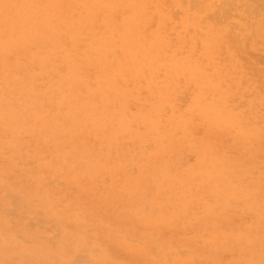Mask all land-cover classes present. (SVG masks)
Listing matches in <instances>:
<instances>
[{
    "label": "rangeland",
    "instance_id": "rangeland-1",
    "mask_svg": "<svg viewBox=\"0 0 264 264\" xmlns=\"http://www.w3.org/2000/svg\"><path fill=\"white\" fill-rule=\"evenodd\" d=\"M21 1L26 3L27 7ZM42 1L47 2L45 3ZM51 1L53 3H51ZM74 1L75 0H0V62L3 61V64L0 63V76H2L0 77V106H2L0 110L2 111L0 112L2 113V115L0 114V197L3 196V201L1 200L2 198H0L2 203V205H0V218L2 217L0 221L4 225L2 226L0 224V264H46L47 262V264H97L95 263L97 260L104 264H188V261L190 262L189 264H229L230 262V264H251L250 257L252 256V258H254L252 260L256 259L255 263L253 261V264H264V221H262V219H264V201H262L264 200V179H261L264 178V168H262L264 167V1H256L257 3L263 4H258L260 7L255 6V0H253V3L252 0H234L236 3L231 0L234 4L228 0L230 7L227 1H225L227 3H224V5L220 4L223 3L222 1L224 0H199L200 2L198 0H153V2H150L151 0H114L115 2L110 0V3L109 0ZM67 2H69L68 6L66 5ZM76 2L77 5L79 4L78 2H80L78 7ZM242 2L244 5H241ZM245 2L248 4V9L250 8L249 11L252 9H254V11L252 10L248 13L247 4ZM73 3H75V5ZM159 3L161 5H159ZM250 3H252V5H250ZM55 4H57V6ZM71 4H73L74 7H72ZM116 6H118V10ZM122 6H124V8ZM221 6L224 9L221 8ZM254 6L258 8L256 9ZM96 7L101 10H98ZM102 7L106 9L104 8L103 10ZM172 7L174 9H172ZM34 8L35 10H33ZM72 8L74 9L72 10ZM81 8L86 10L83 11L82 9L83 13L79 12ZM112 8L114 12H112ZM244 8L246 9L244 10ZM89 9H92V12ZM18 10L19 12L21 11L20 15ZM257 10H259L258 14L260 16L256 15V12H258ZM62 11L65 12L63 13ZM87 12L90 15V17L88 15L89 18L87 17ZM227 12L229 14H227ZM98 13H101L102 16L98 15ZM108 13H110V15ZM152 13L153 15H151ZM77 14L82 16L83 19ZM139 14L141 16H139ZM56 15L59 19L56 18ZM114 15H116V18ZM127 15H130V17ZM28 16L29 18H27ZM77 16L81 19H77ZM103 16L104 19L101 18ZM122 19L126 20V22H122ZM39 20L41 23H38ZM65 20L67 22H65ZM140 20L143 23H141ZM21 21H23L24 24ZM98 23L100 24L98 25ZM121 23H125L127 27L129 26L131 28H127L124 24L123 27ZM11 24L13 25L12 27ZM139 24L142 26L140 27ZM27 25L28 27L30 26V28L33 27L31 28L33 31L30 28L28 29ZM37 25L39 26L38 28ZM91 25L93 27H91ZM16 28H18V30H16ZM121 29L122 31L118 33ZM79 30H82V33ZM141 30H143V32H141ZM22 31H25L26 34ZM64 31H66L65 34ZM90 31L91 33H89ZM131 32H133L134 35ZM136 32L137 34L139 32V34L137 35ZM38 33L41 34L39 35ZM73 33H75L77 37ZM22 35H24V37ZM67 35H70V37ZM144 37H146V39H144ZM74 38L75 40H73ZM66 42L68 48L65 47ZM115 42L116 44L114 45ZM52 43L54 44L52 45ZM120 43L121 45H119ZM128 44H130L131 47H129L130 45ZM58 46L60 47L58 48ZM119 50L122 51L119 52ZM132 50H134V52H132ZM135 54L137 58L134 57ZM61 55L64 58H62ZM74 59H76V62ZM158 61H161V64ZM162 62L164 64H162ZM12 64L13 66H11ZM65 64L67 66H65ZM154 65L157 66L155 67ZM60 66L62 68L64 67L63 70L60 69ZM84 66L87 67L85 68ZM133 66H135V69ZM20 68L23 69L21 70ZM15 70H21V72ZM10 71L12 72L11 75ZM12 75L15 78L14 82L12 81ZM41 75L44 76L45 79L41 77ZM106 76L107 79L104 80ZM6 79L7 83L5 81ZM73 79H75V81ZM33 80L37 83L34 84ZM10 81H12V83H10ZM38 81L41 82L38 84ZM90 81H94L95 83H90ZM52 85H54V87ZM36 86L41 87H37V89ZM55 86L57 87L56 90ZM66 86L69 90H67ZM72 86L75 87L74 90ZM17 89L19 91H17ZM56 91L59 92L55 93ZM52 92H54V94ZM41 93L44 97H42L43 95ZM60 93L61 95H59ZM34 94L37 95L35 96ZM55 94L56 96H54ZM21 95L25 97L23 96L24 98H21ZM29 95L32 96L29 97ZM48 97H50L49 101L51 102H47ZM53 97H56L55 100ZM69 98L71 99L69 100ZM27 99L29 102H27ZM39 99L45 101L41 103ZM112 99L114 101H112ZM1 102H5L6 104ZM30 102L31 104H35L34 106L38 108H35ZM64 103L66 105H64ZM53 105H55V108ZM99 105H101V109ZM105 106H107V108ZM16 107H18V109ZM40 108L44 111H40ZM23 109H25V111ZM58 112L61 114L64 113L65 119L62 118L63 115H60ZM28 113L33 114L31 116ZM56 114L59 115L56 116ZM103 115L104 117L102 119ZM111 115H113V117ZM8 117L11 118L9 119ZM26 117H29V120H27ZM31 117L33 118L32 120L30 119ZM70 117H72L73 121H71ZM104 119L106 123H104ZM98 121H101V123ZM73 122L74 127L72 126ZM81 123L83 124L81 125ZM86 123L87 125H84ZM17 125L18 129L16 128ZM103 125L105 128L102 127ZM95 126H100L101 128L99 127V129L102 131H98L99 129L95 128ZM14 128H16L15 131ZM72 128L75 130H70ZM16 130L19 132L17 133ZM110 131L111 133H109ZM61 132H64V134ZM74 132L76 133L74 134ZM66 133L69 136H67ZM18 135L19 137H17ZM35 137L39 140L35 139ZM246 138H248L249 141L251 140L253 145H251V141L249 143ZM53 140H55V142H52ZM37 142L39 143L37 144ZM33 143L36 144L33 145ZM45 144H47V146ZM11 147L14 149L12 151L8 150L12 149ZM45 147H47V149ZM81 147H83V150ZM29 149L31 152H34L31 153ZM71 149H76V151L74 150L73 152ZM25 150H27V152ZM95 150L99 153L96 154L97 152ZM30 153L31 155L34 153V155L31 156ZM59 154L63 157L61 155L59 156ZM211 155L214 157L212 158ZM206 156L209 160L206 159ZM69 157L71 159H69ZM33 158L35 159L33 160ZM54 159L58 161L55 162ZM75 159H77V161ZM198 160L201 162V165ZM214 160L217 163L216 166H214ZM43 161L47 163L45 164ZM202 164H204V166ZM152 166H155L156 169H153ZM206 166L207 168H205ZM89 167L92 170H90ZM95 168L98 172L93 170ZM147 168H149V170H147ZM157 168H160L159 171ZM199 169L201 171H199ZM161 170L165 172V175H163ZM64 171L66 173H64ZM150 171L151 173L153 172L152 175L149 173ZM169 173L172 174L171 177L167 175ZM223 174H225L226 177ZM85 175L87 176L85 177ZM158 175L161 177V180ZM196 175L199 178H197ZM128 176L129 178L131 177V180L128 179ZM142 176L144 177V179L142 178L143 181L140 179ZM172 176L173 178L175 176L177 181H173ZM231 176L235 178L236 181H234ZM136 178L139 181L135 186V182H137L135 180ZM211 178L214 180L210 181ZM218 178H220L219 181ZM79 179L83 181L80 182ZM165 179H167L168 183ZM223 179L227 183L224 184ZM45 180H47V182ZM179 181L184 182L182 183ZM216 181L218 182V186L215 185ZM175 182L177 184H175ZM208 183L210 184L208 185ZM230 183H232L231 185L233 186H231ZM79 185H83V187ZM128 185L131 187H128ZM141 185H143V187ZM184 186L186 189L183 188ZM169 187H177V189L175 188L174 192L173 189L170 190ZM250 187H252L254 191ZM44 188L46 193L43 191ZM150 188H152L153 191ZM207 188L209 189L207 190ZM256 188L258 190L260 189V192L256 190ZM184 189L188 190V193ZM219 190H221V192H219ZM143 191L146 194L143 193ZM167 192L169 193L167 194ZM184 192L188 196L184 195ZM12 193L14 194V202L10 197L13 195ZM41 193L44 194L42 195ZM211 193L213 194L211 195ZM219 193L221 196H218ZM56 194L58 197H55ZM58 194L64 196H60V200L62 201L59 200ZM158 194L160 196L165 194L167 197L164 195L165 198H162L159 197ZM253 194H255L254 197ZM178 195L183 198L180 199ZM141 197L144 198L141 200ZM221 197L222 200L224 199V202L219 200ZM228 197H230V199H227ZM64 198H66L67 201L63 200ZM167 198H169V200L171 199L172 203L171 201L169 202ZM248 198L251 199L249 200ZM149 200L152 201L149 202ZM155 200L156 202H154ZM175 200L176 202L174 203L173 201ZM181 200H183L184 205ZM188 200L191 203L187 204ZM252 200H255L254 202L257 205L252 203ZM242 201H244V203ZM165 202L166 204H164ZM200 202H206V204H200ZM134 203L135 205H132ZM168 203L170 206H168ZM227 203L229 205H227ZM64 204H66V206ZM136 204H138V206H136ZM176 204L177 207H175ZM215 204L218 206L216 205L213 207ZM154 205H156L155 209ZM133 208H135V210H133ZM166 208L169 212L171 210L173 212L171 211L169 213ZM96 209L98 211H96ZM252 209L255 211L254 214L256 216L253 214ZM178 210H180V212ZM210 210H212L213 213ZM141 211L145 212L143 213ZM175 213L177 215H175ZM1 214H4V216ZM154 214H156V216H154ZM160 214H164L165 218ZM168 215L171 217L170 219L167 217ZM171 215L175 217L173 218ZM63 218H65L64 221H62ZM123 218L124 220H122ZM154 218L156 220H154ZM255 218L257 221L253 220ZM166 220L168 222H166ZM258 220L261 223H259ZM112 222L113 224H111ZM255 222L257 224H255ZM64 224L69 225L70 228ZM153 226L154 230L150 228ZM147 227H149L150 230ZM4 228L5 230L3 231L2 229ZM257 228L258 230H255ZM109 231L111 232L109 233ZM235 231L237 232L236 234L239 233V237L235 235ZM135 232L138 236H136ZM215 232L216 234L218 232L220 236H215ZM230 232L234 236H232ZM130 233H132V236ZM157 237H159L158 240L156 239ZM50 238L52 241L49 240ZM52 238L55 241H53ZM215 238H218V241H216ZM69 241L72 242L70 243ZM159 241L163 242L166 246ZM49 242H51V245ZM137 242L141 243L142 246ZM242 242L245 244L244 246H242ZM52 244H54L53 247ZM226 244H228V246H226ZM46 245L47 247H45ZM69 245L72 247L71 250L67 247ZM6 246L9 250L7 248L5 250L4 247ZM139 246L140 248H138ZM224 246L228 248L226 249ZM152 247L156 249L153 250ZM97 248L98 250H96ZM161 248L162 250H160ZM68 249L70 251L66 253ZM73 250L75 251L73 252ZM86 250L87 252L84 254ZM256 251H258V254ZM260 251H263V253ZM79 252L83 254L80 255ZM162 252L165 256H163ZM166 252L172 254L169 256ZM77 254L80 255V257H78ZM84 256H87L86 259L83 258L81 261H76L75 259H81ZM42 259L44 262L40 263L39 261ZM74 259L75 261H73ZM34 260H36V262ZM108 260L112 262L106 263ZM184 260L187 261L184 262ZM99 261L98 264H100Z\"/></svg>",
    "mask_w": 264,
    "mask_h": 264
},
{
    "label": "bare ground",
    "instance_id": "bare-ground-1",
    "mask_svg": "<svg viewBox=\"0 0 264 264\" xmlns=\"http://www.w3.org/2000/svg\"><path fill=\"white\" fill-rule=\"evenodd\" d=\"M31 1H32V0H31ZM48 1H49V0H48ZM61 1H63V0H61ZM65 1H66V0H65ZM75 1H77V0H75ZM75 1H74V2H75ZM81 1H82V0H81ZM81 1H80V2H81ZM107 1H108V0H107ZM113 1H114V0H113ZM198 1H199V0H198ZM225 1L228 2V0H224V1H222L223 3H220V4H223V5H224V3L226 4L227 2H225ZM229 1L233 3L234 0H233V1L229 0ZM240 1H241V0H240ZM250 1H251V0H250ZM256 1H258V0H255V2H256ZM263 1H264V0H263ZM21 2L24 3L23 1H21ZM25 2H26V1H25ZM37 2H38V1H37ZM42 2H45V1H42ZM42 2H41V3H42ZM46 2H47V1H46ZM46 2H45V3H46ZM80 2H78V3H79L78 5H77V2H76L77 7L80 5ZM82 2H83V1H82ZM82 2H81V6L83 7ZM103 2H106V1H103ZM114 2H115V1H114ZM118 2H119V1H118ZM150 2H153V0H151ZM163 2H164V1H163ZM185 2H186V1H185ZM185 2H184V3H185ZM199 2H200V1H199ZM203 2H204V1H203ZM234 2L236 3V1H234ZM246 2H247V1H246ZM246 2H245V3H246ZM260 2H261V1H260ZM34 3H36V2H34ZM51 3H53V2L51 1ZM55 3H56V1H55ZM64 3H65V2H64ZM68 3H69V2L66 3L67 6H68ZM101 3H102V2H101ZM101 3H100V4H101ZM109 3H110V0H109ZM228 3H229V2H228ZM239 3H240V2H239ZM252 3H253V0H252ZM252 3H250V5H252ZM36 4H37V3H36ZM48 4H49V3H48ZM73 4L75 5V3H73ZM73 4H71L72 7H74ZM111 4H112V2H111ZM115 4H116V3H115ZM233 4H234V3H233ZM246 4H247V3H246ZM256 4H257V5H256ZM256 4H255V6H258V4H261V3H257V2H256ZM263 4H264V2H263ZM263 4H261V5H263ZM15 5H16V4H15ZM22 5H23V4H22ZM22 5H21V8H22ZM24 5L26 6V3H24ZM24 5H23V7H24ZM53 5H54V4H53ZM55 5L57 6V4H55ZM60 5H61V4H60ZM66 5H64V6H66ZM151 5H152V3H151ZM151 5H150V6H151ZM159 5H161V4L159 3ZM193 5H194V4H193ZM223 5H222V6H223ZM241 5H244L243 2H242ZM18 6H19V4H18ZM32 6H33V5H32ZM36 6H37V5H36ZM36 6H35V7H36ZM43 6H44V4H43ZM98 6H99V5H98ZM98 6H97V7H98ZM100 6H101V5H100ZM114 6H115V5H114ZM178 6H179V4H178ZM222 6H221V8H223ZM228 6L230 7V3H229ZM255 6H254V7H255ZM26 7H27V6H26ZM29 7L32 8L31 6H29ZM29 7H28V8H29ZM50 7H51V6H50ZM70 7H71V6H70ZM90 7H91V6H90ZM97 7H96V8H97ZM111 7H112V6H111ZM117 7H118V6H116V8H117ZM122 7L124 8V6H122ZM146 7H147V6H146ZM187 7H188V6H187ZM246 7H247V9H248V4L246 5ZM254 7H253V8H254ZM258 7H260V6H258ZM258 7H255V8L257 9ZM18 8H19V7H18ZM18 8H16V9H18ZM38 8H39V7H38ZM40 8H41V7H40ZM44 8H45V7H44ZM55 8H56V7H55ZM64 8H65V7H64ZM66 8H67V7H66ZM102 8H103V10H104L105 7H102ZM241 8H242V7H241ZM251 8H252V7H251ZM263 8H264V7H263ZM16 9H15V10H16ZM36 9H37V8H36ZM41 9H42V8H41ZM48 9H50V8H48ZM60 9H61V8H60ZM73 9H74V8H72V10H73ZM82 9H83V11L86 10V9H84V8H81V10H80L79 12H82ZM87 9H88V8H87ZM97 9H98V10H101V9H99V8H97ZM105 9H106V8H105ZM128 9H129V7H128ZM161 9H162V8H161ZM172 9H174V8L172 7ZM223 9H224V8H223ZM225 9H226V8H225ZM232 9H233V8H232ZM245 9H246V8H244V10H245ZM249 9H250V8H249ZM249 9H248V13L251 12L252 10L254 11V9H252L251 11H249ZM15 10H14V11H15ZM33 10H35V8H34ZM37 10H38V9H37ZM51 10H52V9H51ZM54 10H55V9H54ZM54 10H53V11H54ZM66 10H67V9H66ZM72 10H71V11H72ZM89 10H91V12H92V9H89ZM95 10H96V9H95ZM109 10H110V9H109ZM112 10H113L112 12H114V9H113V8H112ZM117 10H118V8H117ZM142 10H143V9H142ZM148 10H150V9H148ZM157 10H158V9H157ZM187 10H188V9H187ZM198 10H199V9H198ZM28 11H29V9H28ZM172 11H173V10H172ZM200 11H201V10H200ZM225 11H226V10H225ZM229 11H230V10H229ZM257 11H258V12H256V13H257L256 15H259V14H258V13H259V10H257ZM18 12H19V10H18ZM20 12H21V11H20ZM20 12H19V15L21 14ZM49 12H50V11H49ZM62 12H63V11H62ZM64 12H65V11H64ZM64 12H63V13H64ZM75 12H76V11H75ZM88 12H89V11H88ZM88 12L86 13V14H87V17H88V15H89ZM100 12H101V11H100ZM121 12H122V11H121ZM223 12H224V11H223ZM29 13H30V12H29ZM29 13H28V14H29ZM43 13H44V12H43ZM69 13H70V12H69ZM77 13H78V11H77ZM82 13H83V12H82ZM96 13H97V12H96ZM110 13H111V12H110ZM110 13H108V14L110 15ZM115 13H116V11H115ZM246 13H247V12H246ZM22 14H23V13H22ZM32 14H33V13H32ZM37 14H39V13H37ZM75 14H76V13H75ZM92 14H93V13H92ZM92 14H91V15H92ZM105 14H106V13H105ZM165 14H166V13H165ZM227 14H229V13L227 12ZM263 14H264V12H263ZM26 15H27V14H26ZM47 15H48V14H47ZM51 15H52V13H51ZM51 15H50V16H51ZM57 15H58V14H57ZM57 15H56V16H57ZM59 15H60V13H59ZM77 15L83 19L82 16H80L79 14H77ZM98 15H101V16H102L101 13H100V14L98 13ZM109 15H108V16H109ZM151 15H153V13H152ZM33 16H34V15H33ZM36 16H37V15H36ZM38 16H40V15H38ZM72 16H73V15H72ZM78 16H77V19H79ZM106 16H107V15H106ZM114 16H115V18H116V15H114ZM127 16L130 17V15H127ZM139 16H141V15L139 14ZM148 16H149V15H148ZM155 16H156V15H155ZM259 16H260V15H259ZM21 17H22V16H21ZM34 17H35V16H34ZM66 17H67V16H66ZM89 17H90V15H89ZM89 17H88V18H89ZM112 17H113V16H112ZM221 17H222V16H221ZM228 17H230V16H228ZM228 17H227V18H228ZM261 17H262V16H261ZM17 18H18V17H17ZM17 18H16V20H17ZM19 18H20V17H19ZM27 18H29V16H28ZM40 18H41V17H40ZM40 18H39V19H40ZM56 18H58V16H57ZM56 18H55V19H56ZM81 18H80V19H81ZM99 18H100V16H99ZM101 18L104 19V16L101 17ZM151 18H152V16H151ZM209 18H210V17H209ZM41 19H42V18H41ZM47 19H48V18H47ZM58 19H59V18H58ZM80 19H79V20H80ZM105 19H106V18H105ZM120 19H121V18H120ZM125 19H126V18H125ZM130 19H131V18H130ZM137 19H138V18H137ZM22 20H23V19H22ZM28 20H29V19H28ZM32 20H33V19H32ZM32 20H31V21H32ZM52 20H53V19H52ZM79 20H78V21H79ZM110 20H111V19H110ZM112 20H113V19H112ZM131 20H132V19H131ZM141 20H143V19H141ZM141 20H140V22H141ZM151 20H152V19H151ZM12 21H13V20H12ZM42 21H43V20H42ZM44 21H45V20H44ZM44 21H43V22H44ZM58 21H59V20H58ZM78 21H77V22H78ZM81 21H82V20H81ZM91 21H92V20H91ZM102 21H103V20H102ZM105 21H106V20H105ZM105 21H104V22H105ZM115 21H117V20H115ZM9 22H10V21H9ZM21 22H23V21H21ZM25 22H26V20H25ZM34 22H35L36 24L41 23L40 20L38 21V23H37L36 21H34ZM34 22H33V23H34ZM45 22H46V21H45ZM65 22H67V21L65 20ZM120 22H121V21H120ZM122 22H126V20H123V19H122ZM10 23H11V22H10ZM12 23H15V22H12ZM16 23H17V22H16ZM19 23H20V22H19ZM31 23H32V22H31ZM70 23H71V21H70ZM80 23H81V22H80ZM105 23H106V22H105ZM129 23H130V22H129ZM141 23H143V22H141ZM150 23H151V21H150ZM4 24H5V22H4ZM20 24H21V23H20ZM23 24H24V22H23ZM25 24H27V23H25ZM43 24H44V23H43ZM99 24H100V23H98V25H99ZM106 24H107V23H106ZM112 24H113V23H112ZM121 24H122V25L124 24V25L127 27V25H126L125 23H121ZM7 25H8V24H7ZM14 25H15V24H14ZM17 25H19V24H17ZM28 25H29V24H28ZM28 25H27V27H28ZM33 25H34V24H33ZM38 25H39V24H38ZM38 25H37V28H38L39 26H41V25H39V26H38ZM60 25H61V24H60ZM62 25H63V24H62ZM69 25H70V24H69ZM87 25H88V24H87ZM92 25H93V24H92ZM92 25H91V27H93ZM98 25H97V26H98ZM116 25H117V24H116ZM124 25H123V27H124ZM139 25H140V24H139ZM139 25H137V26H139ZM154 25H155V24H154ZM9 26H10V24H9ZM12 26H13V25L11 24V27H12ZM20 26H21V25H20ZM34 26H35V25H34ZM110 26H111V25H110ZM117 26H118V25H117ZM130 26H131V25H130ZM141 26H142V25H140V27H141ZM143 26H144V25H143ZM17 27H18V26H17ZM70 27H71V25H70ZM102 27H103V26H102ZM102 27H101V28H102ZM119 27H120V25H119ZM123 27H122V28H123ZM147 27H148V26H147ZM176 27H177V26H176ZM234 27H235V26H234ZM4 28H5V27H4ZM9 28H10V27H9ZM21 28H22V26H21ZM29 28H30V26L28 27V29H29ZM31 28H33V27H31ZM31 28H30V29H31ZM59 28H60V27H59ZM127 28H131V27L128 26ZM137 28H139V27H137ZM43 29H44V28H43ZM70 29H71V28H70ZM89 29H91V28H89ZM144 29H145V28H144ZM144 29H143V30H144ZM148 29H149V28H148ZM190 29H191V28H190ZM16 30H18V28H16ZM24 30H25V29H24ZM31 30H32V29H31ZM67 30H68V29H67ZM67 30H66V31H67ZM71 30H72V29H71ZM108 30H109V29H108ZM143 30H141V32H143ZM27 31H29V30H27ZM32 31H33V30H32ZM66 31H64V34H65ZM74 31H75V29H74ZM79 31L82 33V30H79ZM79 31H78V32H79ZM91 31H92V30H91ZM91 31H90L89 33H91ZM121 31H122V29L119 30L118 33H120ZM144 31H146V30H144ZM22 32H25V31H22ZM30 32H31V31H30ZM30 32H29V33H30ZM35 32H36V31H35ZM50 32H51V31H50ZM50 32H49V35H50ZM69 32H70V30H69ZM75 32H76V31H75ZM84 32H85V31H84ZM98 32H99V31H98ZM241 32H242V31H241ZM61 33H62V32H61ZM66 33L68 34V31H67ZM85 33H87V32H85ZM110 33H112V32H110ZM125 33H126V32H125ZM131 33H133V32H131ZM146 33H148V32H146ZM234 33H235V32H234ZM25 34H26V32H25ZM27 34H28V33H27ZM30 34H31V33H30ZM32 34H33V33H32ZM35 34H36V33H35ZM38 34L40 35L41 33H38ZM51 34H52V33H51ZM54 34H55V33H54ZM69 34H70V33H69ZM73 34H75V33H73ZM73 34H72V35H73ZM128 34H129V33H128ZM136 34H137V32H136ZM138 34H139V32H138ZM138 34H137V35H138ZM143 34H145V33H143ZM149 34H150V33H149ZM151 34H152V33H151ZM78 35H79V33H78ZM110 35H111V34H110ZM115 35H116V34H115ZM133 35H134V33H133ZM245 35H246V34H245ZM19 36H21V35H19ZM22 36L24 37V35H22ZM42 36H43V35H42ZM45 36H47V35H45ZM61 36H62V35H61ZM65 36H66V35H65ZM65 36H64V38H65ZM67 36L70 37V35H67ZM75 36H76V34H75ZM25 37H26V36H25ZM38 37H39V36H38ZM53 37H55V36H53ZM73 37H74V36H73ZM76 37H77V36H76ZM97 37H99V36H97ZM138 37H139V36H138ZM149 37H150V36H149ZM26 38H27V37H26ZM40 38H41V37H40ZM83 38H84V37H83ZM35 39H36V38H35ZM35 39H34V40H35ZM53 39H54V38H53ZM84 39H85V38H84ZM84 39H83V40H84ZM87 39H89V38H87ZM113 39H114V38H113ZM134 39H135V36H134ZM141 39L143 40L142 37H141ZM144 39H146V37H144ZM147 39H148V37H147ZM63 40H64V39H63ZM63 40H62V41H63ZM68 40H70V39H68ZM68 40H66V41H68ZM71 40H72V39H71ZM73 40H75V38H74ZM54 41H55V40H54ZM59 41H61V40H59ZM148 41H149V40H148ZM55 42H56V41H55ZM55 42H54V43H55ZM70 42H71V41H70ZM88 42H89V41H88ZM126 42H127V41H126ZM54 43H52V45H53ZM71 43H72V42H71ZM75 43H76V41H75ZM127 43H128V42H127ZM115 44H116V42L114 43V45H115ZM125 44H126V43H125ZM143 44H144V43H143ZM77 45H78V44H77ZM81 45H82V41H81ZM84 45H85V44H84ZM119 45H121V43H120ZM128 45H130V44H128ZM69 46L71 47L70 44H69ZM90 46H93V45H90ZM59 47H60V46H58V48H59ZM61 47H62V45H61ZM63 47H64V46H63ZM65 47L68 48V47H67V42H66V46H65ZM80 47H81V46H80ZM129 47H131V45H130ZM87 48H88V47H87ZM114 48H116V47H114ZM61 49H62V48H61ZM77 49H78V46H77ZM90 49H91V48H90ZM96 49H97V48H96ZM126 49H127V48H126ZM129 49H130V48H129ZM129 49H128V50H129ZM67 50H69V49H67ZM85 50H86V49H85ZM70 51H71V50H70ZM79 51H80V49H79ZM81 51H82V48H81ZM81 51H80V52H81ZM117 51H118V50H117ZM121 51H122V50H121ZM121 51L119 50V52H121ZM74 52H75V51H74ZM91 52H92V51H91ZM126 52H127V50H126ZM132 52H134V50H132ZM144 52H145V51H144ZM122 53H123V52H122ZM122 53H120V54H122ZM69 54H70V53H69ZM75 54H76V53H75ZM82 54H83V53H82ZM133 54H134V53H133ZM139 54H140V53H139ZM207 54H208V53H207ZM108 55H109V54H108ZM111 55H112V53H111ZM128 55H129V54H128ZM45 56H46V55H45ZM59 56H60V55H59ZM61 56H62V55H61ZM84 56H85V55H84ZM109 56H110V55H109ZM168 56H169V55H168ZM39 57H40V56H39ZM52 57H54V56H52ZM122 57H123V55H122ZM134 57H136V54H135ZM163 57H164V56H163ZM62 58H64V57L62 56ZM98 58H99V56H98ZM136 58H137V57H136ZM47 59H48V58H47ZM131 59H132V57H131ZM145 59L147 60L146 57H145ZM54 60H55V59H54ZM60 60H61V59H60ZM63 60H64V59H63ZM74 60H75V62H76V59H74ZM123 60H124V59H123ZM127 60H128V59H127ZM132 60H133V59H132ZM48 61H49V60H48ZM48 61H47V64H48ZM64 61H65V60H64ZM72 61H73V59H72ZM115 61H116V59H115ZM164 61H165V59H164ZM2 62H3V61H2ZM2 62H0V63H2ZM70 62H71V61H70ZM73 62H74V61H73ZM142 62H144V61H142ZM149 62H150V61H149ZM158 62H159V61H158ZM17 63H18V62H17ZM159 63L161 64V61H160ZM2 64H3V63H2ZM10 64H11V63H10ZM88 64H89V63H88ZM88 64H87V65H88ZM115 64H116V63H115ZM132 64H133V63H132ZM162 64H164V63L162 62ZM0 65H1V64H0ZM53 65H54V64H53ZM53 65H52V66H53ZM61 65H62V64H61ZM63 65H64V64H63ZM76 65H77V64H76ZM81 65L83 66L82 63H81ZM89 65H90V64H89ZM89 65H88V66H89ZM110 65H111V64H110ZM126 65H127V64H126ZM142 65H143V64H142ZM148 65H149V64H148ZM148 65H146V66H148ZM157 65H158V63H157ZM157 65H156V66H157ZM11 66H13V64H12ZM15 66H16V65H15ZM15 66H14V67H15ZM19 66H20V65H19ZM47 66H48V65H47ZM65 66H67V65L65 64ZM91 66H92V64H91ZM154 66H155V65H154ZM156 66H155V67H156ZM170 66H171V65H170ZM70 67H71V66H70ZM84 67H85V66H84ZM86 67H87V66H86ZM86 67H85V68H86ZM93 67H94V66H93ZM134 67H135V66H133V68H134ZM155 67H154V69H155ZM3 68H4V67H3ZM38 68H39V67H38ZM40 68H41V65H40ZM40 68H39V69H40ZM46 68H47V67H46ZM63 68H64V67H63ZM63 68L60 66V69L63 70ZM65 68H66V67H65ZM88 68H89V67H88ZM90 68H91V67H90ZM125 68H127V67H125ZM187 68H188V67H187ZM4 69H7V68H4ZM18 69H19V68H18ZM20 69L22 70L23 68H20ZM44 69H45V67H44ZM75 69H76V68H75ZM75 69H74V70H75ZM81 69H82V68H81ZM91 69H92V68H91ZM91 69H90V70H91ZM134 69H135V68H134ZM21 70H19V71L21 72ZM42 70H43V69H42ZM123 70H124V68H123ZM1 71H2V70H1ZM12 71H13V70H12ZM15 71L19 72L18 70H15ZM50 71H51V69H50ZM53 71H54V70H53ZM64 71H65V70H64ZM87 71H88V70H87ZM91 71H92V70H91ZM93 71H95V70H93ZM101 71H103V70H101ZM101 71H100V72H101ZM111 71H112V69H111ZM116 71H117V70H116ZM60 72H61V71H60ZM68 72H69V70H68ZM202 72H203V71H202ZM11 73H12V72L10 71V75H11ZM35 73H36V72H35ZM35 73H34V74H35ZM51 73H52V72H51ZM73 73H74V72H73ZM116 73H117V72H116ZM116 73H115V74H116ZM24 74H25V73H24ZM34 74H33V75H34ZM62 74H63V73H62ZM0 75H1V74H0ZM21 75H22V73H21ZM60 75H61V74H60ZM101 75H102V72H101ZM104 75H105V74H104ZM25 76H26V75H25ZM31 76H32V75H31ZM31 76H30V77H31ZM35 76H36V75H35ZM56 76H57V75H56ZM94 76H95V75H94ZM117 76H118V74H117ZM0 77H2V76H0ZM5 77H6V75H5ZM12 77H13L12 81L14 82V79H15V78H14L13 75H12ZM18 77H19V76H18ZM33 77H34V76H33ZM37 77H39V76H37ZM41 77L44 78V76H42V75H41ZM61 77H62V76H61ZM64 77H65V76H64ZM81 77H82V76H81ZM89 77H90V74H89ZM49 78H50V76H49ZM49 78H48V80H49ZM7 79H8V78H7ZM7 79L5 80L6 83H7ZM29 79H30V78H29ZM41 79H42V78H41ZM44 79H45V78H44ZM106 79H107V76L104 78V80H106ZM0 80H1V79H0ZM17 80H18V79H17ZM35 80H36V79H35ZM51 80H52V79H51ZM57 80H58V79H57ZM62 80H63V79H62ZM65 80H66V79H65ZM67 80H68V79H67ZM73 80L75 81V79H73ZM94 80H95V79H94ZM120 80H122V79H120ZM12 81H10V83H12ZM36 81H37V80H36ZM102 81H103V80H102ZM102 81H101V82H102ZM107 81H108V80H107ZM225 81H226V80H225ZM0 82H1V81H0ZM24 82H25V81H24ZM33 82H34V80H33ZM40 82H41V81H40ZM40 82L38 81V84H39ZM43 82H44V81H43ZM53 82H54V80H53ZM60 82H61V81H60ZM91 82H94V81H90V83H91ZM108 82H109V81H108ZM108 82H107V83H108ZM121 82H122V81H121ZM20 83H21V81H20ZM25 83H26V82H25ZM30 83H31V82H30ZM36 83H37V82H36ZM36 83L34 82V84H36ZM65 83H66V81H65ZM72 83H73V82H72ZM76 83H77V81H76ZM94 83H95V82H94ZM107 83H106V84H107ZM1 84H2V83H1ZM27 84H28V83H27ZM74 84H75V83H74ZM108 84H109V83H108ZM161 84H162V83H161ZM8 85H11V84H8ZM22 85H23V82H22ZM22 85H20V86H22ZM55 85H56V84H55ZM67 85H68V84H67ZM177 85H178V84H177ZM0 86H1V85H0ZM23 86H24V85H23ZM23 86H22V87H23ZM41 86H42V85H41ZM41 86H36V88H37V87H41ZM43 86H45V85H43ZM52 86L54 87V85H52ZM77 86H78V85H77ZM98 86H99V85H98ZM108 86H109V85H108ZM194 86H195V85H194ZM25 87H26V86H25ZM31 87H32V86H31ZM31 87H30V88H31ZM63 87H64V86H63ZM66 87H67V86H66ZM72 87H73V90H74L75 87H74V86H72ZM12 88H13V87H12ZM34 88H35V87H34ZM56 88H57V87L55 86V90H56ZM23 89H24V88H23ZM25 89H26V88H25ZM27 89H28V88H27ZM31 89H33V88H31ZM37 89H38V88H37ZM39 89H40V88H39ZM79 89H80V88H79ZM83 89H84V88H83ZM109 89H110V88H109ZM33 90H34V89H33ZM51 90H52V89H51ZM62 90H64V89H62ZM67 90H69L68 87H67ZM85 90H86V89H85ZM113 90H114V89H113ZM17 91H19V90L17 89ZM20 91H22V90H20ZM35 91L37 92L36 89H35ZM64 91H65V90H64ZM86 91H87V90H86ZM114 91H115V90H114ZM24 92H25V91H24ZM24 92H23V93H24ZM36 92H34V93H36ZM41 92H42V91H41ZM58 92H59V91H58ZM58 92L56 91L55 93H58ZM84 92H85V91H84ZM116 92H117V89H116ZM21 93H22V92H21ZM27 93H28V92H27ZM27 93H26V94H27ZM31 93H32V92H31ZM39 93H40V92H39ZM42 93H43V92H42ZM42 93H41V94H42ZM52 93L54 94V92H52ZM52 93H51V94H52ZM65 93H66V92H65ZM75 93H76V90H75ZM28 94H29V93H28ZM48 94H49V92H48ZM34 95H35V94H34ZM34 95H33V96H34ZM36 95H37V94H36ZM36 95H35V96H36ZM42 95H43V94H42ZM46 95H47V94H46ZM59 95H61V93H60ZM71 95H72V94H71ZM75 95H76V94H75ZM78 95H79V93H78ZM87 95H88V94H87ZM87 95H86V96H87ZM89 95H90V94H89ZM95 95H96V94H95ZM115 95H116V94H115ZM124 95H125V94H124ZM200 95H201V94H200ZM23 96H24V95H23ZM23 96L21 95L20 97L22 98ZM31 96H32V95H29V97H31ZM38 96H39V95H38ZM38 96H37V97H38ZM51 96H52V95H51ZM54 96H56V94H55ZM82 96H83V95H82ZM24 97H25V96H24ZM24 97H23V98H24ZM42 97H44V95H43ZM83 97H84V96H83ZM100 97H101V96H100ZM21 98H20V99H21ZM38 98H39V97H38ZM49 98H50V97H48V101H47V102H51V101H49V100H50ZM55 98H56V97H53L54 100H55ZM95 98H96V97H95ZM161 98H162V97H161ZM35 99H36V97H35ZM45 99H46V98H45ZM51 99H52V97H51ZM70 99H71V98H69V100H70ZM106 99H107V98H106ZM224 99H225V98H224ZM4 100H5V99H4ZM36 100H37V99H36ZM39 100L41 101V99H39ZM46 100H47V99H46ZM110 100H111V98H110ZM122 100H123V99H122ZM164 100H165V99H164ZM30 101H31V100H30ZM44 101H45V100H44ZM44 101H41V103H43ZM112 101H114V100L112 99ZM6 102H7V101H6ZM27 102H29L28 99H27ZM35 102H36V101H35ZM38 102H39V101H38ZM56 102H57V100H56ZM58 102H59V101H58ZM162 102H163V101H162ZM215 102H216V101H215ZM247 102H248V101H247ZM1 103H5V102H1ZM20 103H21V102H20ZM22 103H23V102H22ZM39 103H40V102H39ZM41 103H40V104H41ZM67 103H69V102H67ZM103 103H104V101H103ZM248 103H249V102H248ZM248 103H247V104H248ZM5 104H6V103H5ZM26 104H27V103H26ZM30 104H31V102H30ZM50 104H52V103H50ZM50 104H49V105H50ZM69 104H70V103H69ZM19 105H20V104H19ZM28 105H29V104H28ZM31 105L34 106L35 104H31ZM64 105H66V104L64 103ZM67 105H68V104H67ZM36 106H37V105H36ZM38 106H39V104H38ZM50 106H51V105H50ZM54 106H55V105H53V107H54ZM61 106H62V105H61ZM99 106H100V109H101V105H99ZM1 107H2V106H0V110H1ZM9 107H10V106H9ZM26 107H27V106H26ZM34 107H35V106H34ZM40 107H41V106H40ZM46 107H47V106H46ZM62 107H63V106H62ZM75 107H76V106H75ZM77 107H80V106H77ZM105 107L107 108V106H105ZM16 108L18 109V107H16ZM30 108H31V107H30ZM30 108H29V109H30ZM35 108H38V107H35ZM41 108H43V107H41ZM41 108H40V111L43 110V109H41ZM50 108H51V107H50ZM54 108H55V107H54ZM57 108H58V105H57ZM71 108H72V107H71ZM73 108H74V107H73ZM233 108H234V107H233ZM9 109H10V108H9ZM26 109H27V108H26ZM66 109L68 110L67 107H66ZM85 109H86V108H85ZM10 110H11V109H10ZM20 110H21V109H20ZM23 110L25 111V109H23ZM36 110H37V109H36ZM50 110H52V109H50ZM56 110H58V109H56ZM111 110H112V108H111ZM142 110H143V109H142ZM16 111H17V110H16ZM28 111H29V110H28ZM31 111H32V110H31ZM37 111H38V110H37ZM43 111H44V110H43ZM46 111H47V110H46ZM54 111H55V109H54ZM139 111H140V110H139ZM0 112H2V111H0ZM7 112H8V111H7ZM18 112H19V111H18ZM34 112H35V111H34ZM50 112H51V111H50ZM85 112H86V111H85ZM30 113H31V112H30ZM30 113H28V114H30ZM48 113H49V112H48ZM58 113H59V112H58ZM75 113H76V112H75ZM94 113H96V112H94ZM104 113H105V112H104ZM142 113H143V112H142ZM0 114L2 115V113H0ZM4 114H5V113H4ZM32 114H33V113H32ZM32 114H30V115L32 116ZM40 114H41V112H40ZM59 114H60V115H63L64 113H63V114L59 113ZM59 114H56V116H58ZM65 114H66V113H65ZM87 114H88V113H87ZM109 114H110V113H109ZM188 114H189V113H188ZM25 115H26V114H25ZM44 115H45V112H44ZM53 115H54V113H53ZM66 115H69V114H66ZM156 115H157V114H156ZM203 115H204V114H203ZM224 115H225V114H224ZM13 116H14V115H13ZM13 116H12V117H13ZM21 116H22V115H21ZM33 116H34V115H33ZM40 116H42V115H40ZM80 116H82V115H80ZM83 116H84V115H83ZM89 116H90V115H89ZM109 116H110V115H109ZM111 116L113 117V115H111ZM205 116H206V115H205ZM225 116H226V115H225ZM225 116H224V117H225ZM1 117H2V116H1ZM6 117H7V116H6ZM36 117H37V116H36ZM68 117H69V116H68ZM77 117H78V115H77ZM85 117H86V116H85ZM90 117H91V116H90ZM90 117H89V118H90ZM96 117H97V115H96ZM103 117H104V115L102 116V119H103ZM3 118H4V117H3ZM8 118H9V117H8ZM10 118H11V117H10ZM10 118H9V119H10ZM21 118H22V117H21ZM26 118H27V117H26ZM28 118H29V117H28ZM28 118H27V120H29ZM34 118H35V116H34ZM38 118H39V117H38ZM49 118H50V117H49ZM62 118H64V115L62 116ZM70 118H71V121H73L72 117H70ZM74 118H75V117H74ZM78 118H79V117H78ZM108 118H109V117H108ZM221 118H222V117H221ZM226 118H227V117H226ZM17 119H18V117H17ZM22 119H23V118H22ZM30 119L32 120L33 118L31 117ZM57 119H58V117H57ZM57 119H56V120H57ZM60 119H61V118H60ZM64 119H65V118H64ZM64 119H63V120H64ZM66 119H68V118H66ZM109 119H110V118H109ZM222 119H223V118H222ZM4 120H5V119H4ZM20 120H21V119H20ZM24 120H25V118H24ZM35 120H36V119H35ZM51 120H52V119H51ZM56 120H55V123L57 124ZM75 120H76V119H75ZM86 120H87V119H86ZM88 120H89V119H88ZM99 120H100V119H99ZM224 120H225V119H224ZM21 121H22V120H21ZM45 121H46V120H45ZM104 121H105V119H104ZM128 121H130V120H128ZM226 121H227V120H226ZM18 122H19V120H18ZM24 122H25V121H24ZM28 122H29V121H28ZM39 122H40V121H39ZM49 122H50V121H49ZM60 122H61V121H60ZM84 122H85V121H84ZM98 122L101 123V121H98ZM141 122H143V121H141ZM10 123H11V122H10ZM45 123H46V122H45ZM77 123H78V122H77ZM104 123H106V121H105ZM109 123H110V121H109ZM223 123H224V122H223ZM229 123H230V122H229ZM239 123H240V122H239ZM19 124H20V122H19ZM23 124H24V123H23ZM23 124H22V125H23ZM27 124H29V123H27ZM30 124H31V123H30ZM47 124H48V123H47ZM63 124H64V123H63ZM65 124H66V123H65ZM82 124H83V123H81V125H82ZM90 124H91V123H90ZM120 124H122V123H120ZM217 124H218V123H217ZM231 124H232V123H231ZM25 125H26V124H25ZM33 125H34V124H33ZM39 125H40V124H39ZM41 125H42V124H41ZM66 125H67V124H66ZM68 125H69V124H68ZM79 125H80V124H79ZM81 125H80V126H81ZM84 125H87V123L84 124ZM84 125H83V127H84ZM94 125H95V123H94ZM105 125H106V124H105ZM107 125H108V123H107ZM123 125H124V124H123ZM26 126H28V125H26ZM36 126H37V125H36ZM43 126H44V124H43ZM60 126H61V125H60ZM70 126H71V125H70ZM72 126L74 127V122H73V125H72ZM100 126H101V125H100ZM100 126H99V127H100ZM109 126H110V124H109ZM148 126H149V125H148ZM217 126H218V125H217ZM227 126H228V125H227ZM34 127H35V126H34ZM52 127H53V126H52ZM62 127H63V126H62ZM90 127H91V126H90ZM99 127H96V126H95V128H98V129H99ZM102 127L105 128L104 125H103ZM135 127H136V126H135ZM245 127H246V126H245ZM16 128L18 129V125L16 126ZM16 128H14V131H15ZM42 128H43V127H42ZM44 128H45V127H44ZM65 128H66V127H65ZM65 128H64V129H65ZM75 128H76V127H75ZM100 128H101V127H100ZM170 128H171V127H170ZM24 129H25V128H24ZM30 129H31V128H30ZM30 129H29V130H30ZM40 129H41V128H40ZM53 129H54V127H53ZM53 129H52V130H53ZM56 129H57V128H56ZM59 129H60V128H59ZM62 129H63V128H62ZM67 129H68V128H67ZM77 129H78V128H77ZM217 129H218V128H217ZM243 129H244V128H243ZM19 130H21V129H19ZM31 130H33V129H31ZM70 130H75V129L72 128V129H70ZM87 130H88V129H87ZM90 130H91V129H90ZM100 130H101V129H99L98 131H100ZM134 130H135V129H134ZM134 130H133V133H134ZM227 130H228V129H227ZM237 130H239V129H237ZM23 131H24V130H23ZM25 131H27V130H25ZM78 131H79V130H78ZM83 131H86V130H83ZM101 131H102V130H101ZM103 131H104V130H103ZM166 131H167V130H166ZM241 131H242V130H241ZM16 132H17V130H16ZM18 132H19V131H18ZM18 132H17V133H18ZM38 132H39V131H38ZM44 132H45V131H44ZM68 132H69V131H68ZM88 132H89V131H88ZM115 132H116V131H115ZM21 133H22V132H21ZM32 133H33V132H32ZM50 133H51V130H50ZM52 133H53V132H52ZM61 133L64 134V132H61ZM75 133H76V132H74V134H75ZM79 133H81V132H79ZM82 133H83V132H82ZM94 133H95V132H94ZM102 133H104V132H102ZM109 133H111V131H110ZM129 133H130V132H129ZM212 133H213V132H212ZM230 133H231V132H230ZM236 133H237V132H236ZM34 134H35V133H34ZM38 134H39V133H38ZM38 134H36V135H38ZM85 134H86V133H85ZM130 134H131V133H130ZM157 134H158V133H157ZM159 134H160V133H159ZM168 134H169V133H168ZM19 135H20V134H19ZM19 135H18L17 137H19ZM66 135H67V133H66ZM70 135H71V134H70ZM108 135H109V134H108ZM40 136H41V135H40ZM51 136H52V135H51ZM67 136H69V135H67ZM77 136H79V135H77ZM77 136H76V137H77ZM80 136H82V135H80ZM106 136H107V134H106ZM167 136H168V135H167ZM179 136H180V135H179ZM190 136H191V135H190ZM254 136H255V135H254ZM38 137H39V136H38ZM73 137H74V136H73ZM73 137H72V138H73ZM122 137H123V136H122ZM162 137H163V136H162ZM164 137H165V135H164ZM173 137H174V136H173ZM181 137H182V136H181ZM183 137H184V136H183ZM0 138H1V137H0ZM62 138H63V137H62ZM65 138H66V137H65ZM67 138H69V137H67ZM72 138H71V140H72ZM77 138H78V137H77ZM157 138H158V137H157ZM174 138H175V137H174ZM178 138H179V137H178ZM184 138H185V137H184ZM35 139L39 140L37 137H35ZM74 139H75V137H74ZM247 139H248V138H246V140H247ZM37 140H36V141H37ZM60 140H61V139H60ZM60 140H59V141H60ZM71 140H69V141H71ZM152 140H153V138H152ZM154 140H155V139H154ZM178 140H179V139H178ZM189 140H190V139H189ZM194 140H195V139H194ZM15 141H16V140H15ZM57 141H58V140H57ZM67 141H68V139H67ZM92 141H93V140H92ZM104 141H105V140H104ZM113 141H114V140H113ZM250 141H251V140H250ZM250 141H249V139H248V142H249V143H250ZM52 142H55V140H53ZM85 142H86V141H85ZM85 142H84V143H85ZM156 142H157V141H156ZM1 143H2V142H1ZM38 143H39V142H37V144H38ZM45 143H46V142H45ZM62 143H63V142H62ZM102 143H103V142H102ZM141 143H142V142H141ZM35 144H36V143H33V145H35ZM43 144H44V141H43ZM74 144H75V143H74ZM171 144H172V142H171ZM239 144H240V143H239ZM247 144H248V143H247ZM1 145H2V144H1ZM3 145H4V144H3ZM13 145H14V144H13ZM45 145L47 146V144H45ZM51 145H52V144H51ZM58 145H60V144H58ZM163 145H164V144H163ZM169 145H170V144H169ZM251 145H253L252 141H251ZM69 146H70V145H69ZM73 146H74V145H73ZM75 146H77V145L75 144ZM106 146H107V143H106ZM194 146H195V145H194ZM28 147H29V146H28ZM50 147H52V146H50ZM54 147H55V146H54ZM56 147H57V146H56ZM71 147H72V146H71ZM92 147H94V146H92ZM109 147H110V146H109ZM157 147H158V146H157ZM180 147H181V146H180ZM9 148H10V147H9ZM11 148H12V149H8V150L12 151V150L14 149L13 147H11ZM17 148H18V147H17ZM25 148H26V147H25ZM31 148H32V147H31ZM31 148H30V149H31ZM45 148L47 149V147H45ZM77 148H78V146H77ZM81 148H82V150H83V147H81ZM30 149H29V150H30ZM32 149H33V148H32ZM48 149H49V148H48ZM56 149H57V148H56ZM19 150H20V149H19ZM27 150H28V149H27ZM27 150H25V151L27 152ZM50 150H51V149H50ZM54 150H55V149H54ZM71 150H72V149H71ZM74 150L76 151V149H73L72 151L74 152ZM78 150H79V149H78ZM93 150H94V148H93ZM111 150H112V149H111ZM25 151H24V153H25ZM35 151H38V150H35ZM68 151H69V150H68ZM68 151H67V152H68ZM95 151H96V150H95ZM199 151H200V150H199ZM22 152H23V151H22ZM30 152H31V150H30ZM32 152H34V151H32ZM32 152H31V153H32ZM65 152H66V151H65ZM65 152H64V153H65ZM77 152H78V151H77ZM79 152H80V151H79ZM84 152H85V150H84ZM96 152H97V151H96ZM201 152H202V151H201ZM31 153H30V155H31ZM62 153H63V152H62ZM62 153H61V154H62ZM70 153H71V152H70ZM98 153H99V152H97L96 154H98ZM209 153H210V154H213V153H211V152H209ZM25 154H26V153H25ZM37 154H38V153H37ZM56 154H57V153H56ZM61 154H59V156H60ZM76 154H77V153H76ZM100 154H101V153H100ZM164 154H165V153H164ZM199 154H200V153H199ZM210 154H208V155H210ZM28 155H29V154H28ZM32 155H34V153H33ZM32 155H31V156H32ZM53 155H54V154H53ZM73 155H74V154H73ZM73 155H72V156H73ZM79 155H81V154H79ZM84 155H85V154H84ZM157 155H158V154H157ZM205 155H206V154H205ZM216 155H217V153H216ZM38 156H39V155H38ZM38 156H37V157H38ZM40 156H41V155H40ZM46 156H47V155H46ZM49 156H51V155H49ZM55 156H56V155H55ZM61 156H62V155H61ZM67 156H68V155H67ZM102 156H103V155H102ZM105 156H106V155H105ZM118 156H119V155H118ZM211 156H212V155H211ZM27 157H28V156H27ZM29 157H30V156H29ZM56 157H57V156H56ZM62 157H63V156H62ZM81 157H82V156H81ZM81 157H80V158H81ZM139 157H140V156H139ZM139 157H138V158H139ZM197 157H198V156H197ZM213 157H214V156H212V158H213ZM19 158H20V157H19ZM23 158H25V157H23ZM47 158H48V157H47ZM50 158H51V157H50ZM58 158H59V157H58ZM60 158H61V157H60ZM73 158H74V156H73ZM80 158H79V159H80ZM95 158H97V157H95ZM101 158H103V157H101ZM104 158H106V157H104ZM124 158H125V157H124ZM168 158H169V157H168ZM217 158H218V157H217ZM34 159H35V158H33V160H34ZM45 159H46V157H45ZM45 159H44V160H45ZM62 159H63V158H62ZM69 159H71V158L69 157ZM77 159H78V158H77ZM77 159H75V160L77 161ZM93 159H94V158H93ZM160 159H161V158H160ZM201 159H202V157H201ZM201 159H200V161H201ZM206 159H207V156H206ZM36 160H37V159H36ZM38 160H39V159H38ZM48 160H50V159H48ZM63 160H64V159H63ZM63 160H62V161H63ZM75 160H74V161H75ZM80 160H82V159H80ZM103 160H104V159H103ZM207 160H209V159H207ZM215 160H216V159H215ZM215 160H214V161H215ZM220 160H222V159H220ZM50 161H51V160H50ZM54 161H55V159H54ZM57 161H58V160H57ZM57 161H55V162H57ZM66 161H67V159H66ZM72 161H73V160H72ZM72 161H71V162H72ZM78 161H79V160H78ZM97 161H98V160H97ZM104 161H105V160H104ZM167 161H168V160H167ZM198 161H199V160H198ZM200 161H199V162H200ZM210 161H211V159H210ZM222 161H223V160H222ZM225 161H226V160H225ZM32 162H33V161H32ZM34 162H36V161H34ZM43 162H45V161H43ZM43 162H42V163H43ZM52 162H53V161H52ZM63 162H65V161H63ZM63 162H62V163H63ZM67 162H68V161H67ZM88 162H89V161H88ZM101 162H103V161H101ZM201 162H202V161H201ZM201 162H200V165H201ZM36 163H37V162H36ZM39 163H40V162H39ZM46 163H47V162H45V164H46ZM48 163H49V162H48ZM74 163H75V162H74ZM154 163H155V162H154ZM209 163H210V162H209ZM209 163H208V164H209ZM212 163H213V161H212ZM34 164H35V163H34ZM68 164H69V163H68ZM78 164H79V163H78ZM81 164H82V163H81ZM152 164H153V162H152ZM161 164H162V163H161ZM196 164H197V163H196ZM204 164H205V161H204ZM204 164H202V165L204 166ZM216 164H217V163H216V161H215V165H214V163H213V165L216 166ZM37 165H39V164H37ZM52 165H53V164H52ZM156 165H157V164H156ZM165 165H166V164H165ZM197 165H198V164H197ZM197 165H196V167L198 168ZM205 165H206V164H205ZM221 165H222V164H221ZM35 166H36V165H35ZM40 166H41V164H40ZM44 166H46V165H44ZM53 166H54V165H53ZM75 166H77V165H75ZM98 166H99V163H98ZM101 166H102V163H101ZM150 166H151V165H150ZM163 166H164V165H163ZM194 166H195V165H194ZM209 166H210V165H209ZM218 166H220V165H218ZM42 167H43V166H42ZM55 167H56V166H55ZM69 167H71V166H69ZM93 167H95V166H93ZM104 167H105V166H104ZM201 167H202V166H201ZM210 167H211V166H210ZM45 168H46V167H45ZM53 168H54V167H53ZM57 168H58V166H57ZM59 168H60V166H59ZM62 168H63V165H62ZM83 168H85V167H83ZM107 168H109V167H107ZM152 168L154 169L155 166H152ZM164 168H165V167H164ZM202 168H203V167H202ZM205 168H207V166H206ZM212 168H213V167H212ZM215 168H216V167H215ZM262 168H264V167H262ZM43 169H44V168H43ZM46 169H47V168H46ZM49 169H50V166H49ZM72 169H73V168H72ZM89 169H90V167H89ZM155 169H156V168H155ZM157 169H158V171H159L160 168H157ZM165 169H166V168H165ZM170 169H171V168H170ZM195 169H196V168H195ZM241 169H242V168H241ZM66 170H67V168H66ZM90 170H92V169H90ZM93 170H96V168L93 169ZM147 170H149V168H147ZM151 170H152V169H151ZM168 170H169V169H168ZM205 170H206V169H205ZM33 171H35V170H33ZM47 171H48V170H47ZM59 171H60V169H59ZM62 171H63V170H62ZM70 171H71V169H70ZM96 171H97V170H96ZM154 171H155V170H154ZM161 171H162V170H161ZM191 171H192V170H191ZM195 171H196V170H195ZM199 171H201V170L199 169ZM214 171H215V170H214ZM216 171H217V170H216ZM219 171H220V170H219ZM234 171H235V170H234ZM52 172H53V170H52ZM55 172H56V171H55ZM97 172H98V171H97ZM142 172H143V171H142ZM145 172H146V171H145ZM168 172H169V171H168ZM192 172H193V171H192ZM210 172H211V171H210ZM221 172H222V170H221ZM64 173H66V172L64 171ZM149 173H151V171H150ZM154 173H155V172H154ZM156 173H157V172H156ZM158 173H159V172H158ZM162 173H163V175H165V174H164L165 172L162 171ZM166 173H167V171H166ZM181 173H182V172H181ZM215 173H216V172H215ZM218 173H220V172H218ZM31 174H32V173H31ZM53 174H55V173H53ZM74 174H75V173H74ZM96 174H97V173H96ZM152 174H153V172L151 173V175H152ZM216 174H217V173H216ZM221 174H222V173H221ZM227 174H228V173H227ZM234 174H235V173H234ZM38 175H39V174H38ZM49 175H50V174H49ZM51 175H52V174H51ZM87 175H88V174H87ZM87 175H85V177H86ZM144 175H145V173H144ZM161 175H162V174H161ZM163 175H162V177H163ZM167 175H169V177H171L172 174L169 173V174H167ZM211 175H212V174H211ZM223 175L226 177L225 174H223ZM67 176H68V175H67ZM67 176H66V177H67ZM145 176H146V175H145ZM147 176H148V175H147ZM158 176H159V175H158ZM175 176H176V174H175ZM175 176H174V178H173V176H172L173 181L176 180V179H175V178H176ZM177 176H178V175H177ZM200 176H201V175H200ZM205 176H206V175H205ZM235 176H236V175H235ZM52 177H53V176H52ZM159 177H160V176H159ZM166 177H167V176H166ZM166 177H165V178H166ZM196 177L199 178L197 175H196ZM213 177H215V176H213ZM219 177H220V176H219ZM231 177H232V176H231ZM31 178H32V177H31ZM37 178H38V177H37ZM41 178H42V177H41ZM44 178H45V177H44ZM124 178H125V177H124ZM142 178L144 179L143 176L140 177V179H142ZM153 178H154V177H153ZM156 178H157V177H156ZM167 178H168V177H167ZM179 178H180V177H179ZM182 178H183V177H182ZM222 178H223V177H222ZM232 178H233V177H232ZM3 179H4V178H3ZM39 179H40V178H39ZM50 179H51V178H50ZM74 179H75V175H74ZM74 179H73V180H74ZM80 179H81V177H80ZM80 179H79V180H80ZM82 179H83V177H82ZM84 179H85V178H84ZM128 179L131 180V177L129 178V176H128ZM143 179H142L141 181H143ZM185 179H186V176H185ZM187 179H188V178H187ZM200 179H202V178H200ZM206 179H207V178H206ZM211 179H212V180H211ZM211 179H210V181H213V180H214L213 178H211ZM261 179H264V178H261ZM4 180H5V179H4ZM77 180H78V179H77ZM135 180H136L137 182H135L134 180H133V181L135 182V186H136V184L138 183L139 180H137V178H136ZM151 180H152V179H151ZM160 180H161V177H160ZM165 180H166V182H167V179H165ZM191 180H192V179H191ZM195 180H196V179H195ZM219 180H220V178H218V181H219ZM233 180L236 181L235 178H233ZM45 181L47 182V180H45ZM82 181H83V180H80V182H82ZM146 181H147V180H146ZM176 181H177V180H176ZM193 181H194V180H193ZM223 181H224V179H223ZM239 181H240V180H239ZM12 182H13V181H12ZM52 182H53V181H52ZM75 182H76V181H75ZM147 182H148V181H147ZM159 182H160V181H159ZM179 182H182V183H183L184 181H179ZM207 182H208V181H207ZM3 183H4V182H3ZM35 183H36V182H35ZM69 183H70V182H69ZM76 183H77V182H76ZM76 183H74V184H76ZM123 183H124V182H123ZM129 183H130V181H129ZM140 183H141V182H140ZM140 183H139V184H140ZM160 183H161V182H160ZM164 183H165V182H164ZM167 183H168V182H167ZM182 183H181V184H182ZM188 183H189V182H188ZM188 183H187V184H188ZM200 183H201V182H200ZM217 183H218V182L216 181V184H215V185H217ZM223 183L225 184V183H227V182L224 181ZM242 183H243V182H242ZM132 184H133V183H132ZM161 184H162V183H161ZM175 184H177V183L175 182ZM195 184H196V183H195ZM209 184H210V183H208V185H209ZM231 184H232V183H230V185H231ZM237 184H238V183H237ZM251 184H253V183H251ZM258 184H259V183H258ZM1 185H2V184H1ZM4 185H5V183H4ZM6 185H7V183H6ZM60 185H61V184H60ZM77 185H78V184H77ZM120 185H121V184H120ZM123 185H125V184H123ZM123 185H122V186H123ZM126 185H127V183H126ZM146 185H147V184H146ZM146 185H145V186H146ZM162 185H164V184H162ZM168 185H169V184H168ZM178 185H179V183H178ZM183 185H185V184H183ZM183 185H181V186H183ZM188 185H190V184H188ZM213 185H214V184H213ZM219 185H220V184H219ZM263 185H264V183H263ZM8 186H9V182H8ZM10 186H11V185H10ZM24 186H25V185H24ZM68 186H69V185H68ZM79 186H80V185H79ZM84 186H85V184H84ZM139 186H140V185H139ZM141 186L143 187V185H141ZM170 186H171V184H170ZM198 186H199V184H198ZM200 186H201V185H200ZM205 186H206V185H205ZM205 186H204V188H205ZM217 186H218V185H217ZM224 186H225V185H224ZM228 186H229V185H228ZM231 186H233V185H231ZM4 187H6V186H4ZM11 187H12V186H11ZM30 187H31V186H30ZM48 187H49V185H48ZM60 187H61V186H60ZM80 187H83V185H81ZM85 187H86V186H85ZM126 187H127V186H126ZM128 187H131V186L128 185ZM128 187H127V188H128ZM147 187H148V186H147ZM159 187H160V186H159ZM171 187H172V186H171ZM206 187H207V186H206ZM208 187H210V186H208ZM211 187H212V186H211ZM215 187H216V186H215ZM247 187H248V185H247ZM49 188H50V187H49ZM78 188H79V187H78ZM118 188H119V187H118ZM137 188H138V187H137ZM169 188H170V187H169ZM175 188L177 189V187H175ZM175 188H170V190L173 189V191H174ZM183 188H185V186H184ZM183 188H181V189H183ZM193 188H194V187H193ZM213 188H214V187H213ZM219 188H220V187H219ZM244 188H245V187H244ZM248 188H249V187H248ZM250 188H252V187H250ZM257 188H258V187H257ZM257 188H256V190H258ZM259 188H261V187H259ZM138 189H139V188H138ZM138 189H136V190H138ZM141 189H142V188H141ZM147 189H148V188H147ZM150 189L152 190V188H150ZM150 189H149V190H150ZM160 189H161V187H160ZM185 189H186V188H185ZM185 189H184V190H185ZM202 189H203V188H202ZM208 189H209V188H207V190H208ZM210 189H211V188H210ZM214 189H215V188H214ZM227 189H228V188H227ZM230 189H231V187H230ZM252 189H253V188H252ZM2 190H3V189H2ZM132 190H133V189H132ZM143 190H144V189H143ZM217 190H218V189H217ZM225 190H226V189H225ZM225 190H224V191H225ZM235 190H236V188H235ZM247 190H248V189H247ZM263 190H264V189H263ZM0 191H1V190H0ZM4 191H6V190H4ZM11 191H12V190H11ZM43 191L45 192V188L43 189ZM52 191H54V190H52ZM130 191H131V190H130ZM147 191H148V190H147ZM152 191H153V190H152ZM156 191H157V190H156ZM156 191H154V192H156ZM158 191H159V190H158ZM179 191H181V190H179ZM185 191L187 192L188 190H185ZM201 191H202V190H201ZM230 191H232V190H230ZM233 191H234V190H233ZM250 191H251V190H250ZM253 191H254V189H253ZM258 191L260 192V189H259ZM2 192H3V191H2ZM12 192H13V191H12ZM34 192H35V191H34ZM38 192H39V191H38ZM49 192H50V191H49ZM58 192H59V191H58ZM137 192H139V191H137ZM149 192H150V191H149ZM170 192H171V191H170ZM174 192H175V191H174ZM176 192H177V191H176ZM205 192H206V191H205ZM219 192H221V190H219ZM222 192H223V191H222ZM238 192H239V191H238ZM241 192H242V191H241ZM248 192H249V190H248ZM255 192H256V191H255ZM255 192H254V193H255ZM7 193H8V192H7ZM39 193H40V192H39ZM45 193H46V192H45ZM51 193H52V192H51ZM143 193H145V192L143 191ZM168 193H169V192H167V194H168ZM171 193H172V192H171ZM171 193H170V194H171ZM187 193H188V192H187ZM203 193H204V192H203ZM214 193H215V192H214ZM8 194H9V193H8ZM8 194H7V195H8ZM12 194H13V193H12ZM41 194H42V193H41ZM43 194H44V193H43ZM43 194H42V195H43ZM48 194H49V193H48ZM118 194H119V191H118ZM131 194H132V193H131ZM133 194H134V193H133ZM145 194H146V193H145ZM153 194H154V193H153ZM170 194H169V195H170ZM173 194H174V193H173ZM177 194H179V193H177ZM212 194H213V193H211V195H212ZM224 194H225V193H224ZM227 194H228V193H227ZM239 194H240V193H239ZM242 194H243V192H242ZM255 194H256V193H255ZM255 194H253V197H254ZM1 195H2V193H1ZM58 195H59V200H60V196H62V194H61V195L58 194ZM63 195H64V194H63ZM105 195H106V194H105ZM127 195H128V193H127ZM141 195H143V194H141ZM158 195H159V194H158ZM160 195H161V193H160ZM160 195H159V197H162V198H165V196H166L165 194H164L165 196L163 195L164 197H163V196H160ZM180 195H181V194H180ZM184 195H187V194H185V192H184ZM205 195H206V193H205ZM237 195H238V194H237ZM56 196H57V194L55 195V197H56ZM147 196H148V195H147ZM181 196H182V195H181ZM187 196H188V195H187ZM218 196H221L220 193H219ZM222 196H223V194H222ZM226 196H228V195H226ZM229 196H231V195H229ZM243 196H244V195H243ZM2 197H3V196H2ZM2 197H0V198H2ZM10 197L13 199L14 194H13L12 196H10ZM38 197H39V196H38ZM40 197H41V196H40ZM49 197H50V195H49ZM53 197H54V196H53ZM57 197H58V196H57ZM62 197H64V196H62ZM67 197H68V196H67ZM109 197H110V196H109ZM127 197H129V196H127ZM148 197H149V196H148ZM152 197H153V196H152ZM154 197H155V194H154ZM154 197H153V198H154ZM166 197H167V196H166ZM169 197H170V196H169ZM172 197H173V196H172ZM172 197H171V198H172ZM178 197H179V195H178ZM251 197H252V195H251ZM4 198H5V197H4ZM41 198H42V197H41ZM138 198H139V197H138ZM143 198H144V197H143ZM143 198L141 197V200H142ZM157 198H158V196H157ZM179 198L181 199V198H183V197H179ZM186 198H188V197H186ZM215 198H216V197H215ZM224 198H225V197H224ZM232 198H233V197H232ZM37 199H39V198H37ZM67 199H68V198H67ZM102 199H103V197H102ZM158 199H159V198H158ZM167 199L169 200V198H167ZM167 199H166V200H167ZM177 199H178V198H177ZM225 199H226V198H225ZM227 199H230V197H228ZM233 199H234V198H233ZM240 199H241V198H240ZM244 199H246V198H244ZM248 199H249V198H248ZM250 199H251V198H250ZM250 199H249V200H250ZM253 199H254V198H253ZM1 200L3 201V198H2ZM1 200H0V203H1ZM43 200H44V199H43ZM43 200H42V201H43ZM56 200H57V199H56ZM63 200H66V198H64ZM136 200H137V199H136ZM139 200H140V198H139ZM160 200H161V199H160ZM160 200H159V201H160ZM183 200H184V199H183ZM183 200H181V201L183 202ZM186 200H187V199H186ZM202 200H204V199H202ZM216 200H217V199H216ZM219 200H222V197H221V199H219ZM238 200H239V197H238ZM246 200H247V199H246ZM60 201H62V200H60ZM66 201H67V200H66ZM102 201H103V200H102ZM132 201H133V200H132ZM132 201H131V202H132ZM143 201H144V200H143ZM151 201H152V200H151ZM151 201L149 200V202H151ZM162 201H163V200H162ZM170 201H171V199L169 200V202H170ZM209 201H210V200H209ZM217 201H218V200H217ZM222 201L224 202V199H223ZM230 201H232V200H230ZM230 201H229V202H230ZM240 201H241V200H240ZM244 201H245V200H244ZM244 201H242V202L244 203ZM252 201H253V200H252ZM254 201H255V200H254ZM254 201H253L252 203H255ZM262 201H264V200H262ZM13 202H14V199H13ZM40 202H41V201H40ZM48 202H49V201H48ZM56 202H57V201H56ZM58 202H59V201H58ZM137 202H138V201H137ZM141 202H142V201H141ZM144 202H146V201H144ZM154 202H156V200H155ZM157 202H158V201H157ZM167 202H168V201H167ZM173 202L175 203L176 200L173 201ZM198 202H199V201H198ZM229 202H228V203H229ZM249 202H250V201H249ZM257 202H258V201H257ZM259 202H260V201H259ZM19 203H20V202H19ZM42 203H43V202H42ZM86 203H87V202H86ZM142 203H143V202H142ZM171 203H172V201H171ZM174 203H173V204H174ZM189 203H191V202H189V200H188V203H187V204H189ZM201 203L204 204V205L206 204V202H205V203L200 202V204H201ZM228 203H227V205H229ZM233 203H234V201H233ZM240 203H241V202H240ZM15 204H16V203H15ZM53 204H54V203H53ZM57 204H58V203H57ZM88 204H89V202H88ZM156 204H157V203H156ZM164 204H166V202H165ZM180 204H181V202H180ZM195 204H196V202H195ZM218 204H219V203H218ZM224 204H225V203H224ZM238 204H239V203H238ZM255 204H256V203H255ZM0 205H2V203H1ZM64 205L66 206V204H64ZM86 205H87V204H86ZM89 205H90V204H89ZM132 205H135V203L132 204ZM147 205H148V204H147ZM152 205H153V204H152ZM158 205H159V204H158ZM160 205H161V204H160ZM183 205H184V202H183ZM185 205H186V204H185ZM191 205H192V204H191ZM191 205H190V206H191ZM216 205H217V204H215L213 207H215ZM222 205H223V203H222ZM248 205H249V203H248ZM252 205H253V204H252ZM256 205H257V204H256ZM259 205H260V204H259ZM259 205H258V206H259ZM54 206H55V204H54ZM54 206H53V207H54ZM56 206H57V205H56ZM62 206H63V203H62ZM65 206H64V207H65ZM81 206H82V205H81ZM87 206H88V205H87ZM120 206H121V205H120ZM136 206H138V204H136ZM155 206H156V205H154V209H155ZM161 206H162V205H161ZM163 206H166V205H163ZM168 206H170L169 203H168ZM168 206H167V207H168ZM174 206H175V205H174ZM181 206H182V205H181ZM200 206H202V205H200ZM200 206H199V207H200ZM217 206H218V205H217ZM220 206H221V205H220ZM245 206H246V205H245ZM249 206H250V205H249ZM254 206H255V205H254ZM263 206H264V205H263ZM53 207H51V208H53ZM78 207H79V206H78ZM132 207H133V206H132ZM142 207H143V205H142ZM175 207H177V204H176ZM187 207H188V205H187ZM209 207H210V206H209ZM255 207H256V206H255ZM88 208H89V207H88ZM88 208H87V209H88ZM135 208H136V207H135ZM135 208H133V210H135ZM146 208H147V206H146ZM146 208H145V209H146ZM148 208H149V207H148ZM156 208H157V207H156ZM159 208H161V207H159ZM159 208H158V209H159ZM164 208H165V207H164ZM164 208H163V209H164ZM169 208H170V207H169ZM180 208H181V207H180ZM189 208H190V207H189ZM191 208H192V207H191ZM197 208H198V207H197ZM260 208H261V207H260ZM260 208H259V209H260ZM15 209H16V208H15ZM49 209H50V208H49ZM61 209H62V208H61ZM65 209H66V208H65ZM92 209H93V208H92ZM150 209H151V207H150ZM154 209H153V210H154ZM184 209H185V208H184ZM203 209H204V208H203ZM216 209H217V208H216ZM220 209H221V208H220ZM248 209H249V208H248ZM255 209H256V208H255ZM261 209H262V208H261ZM66 210H67V209H66ZM130 210H131V208H130ZM148 210H149V209H148ZM153 210H152V211H153ZM156 210H157V209H156ZM164 210H165V209H164ZM166 210H167V208H166ZM169 210H170V209H169ZM181 210H182V209H181ZM187 210H188V208H187ZM206 210H207V209H206ZM250 210H251V209H250ZM252 210H253V209H252ZM257 210H258V207H257ZM263 210H264V209H263ZM88 211H89V210H88ZM91 211H92V210H91ZM96 211H98V210L96 209ZM96 211H95V212H96ZM127 211H128V210H127ZM127 211H126V212H127ZM145 211H146V210H145ZM145 211H144V212H145ZM154 211H155V210H154ZM160 211H161V210H160ZM167 211H168V210H167ZM171 211H172V210H171ZM171 211H170V212H171ZM178 211L180 212V210H178ZM182 211H184V210H182ZM182 211H181V212H182ZM194 211H196V210H194ZM210 211L212 212V210H210ZM217 211H220V210H217ZM84 212H86V211H84ZM105 212H106V211H105ZM130 212H131V211H130ZM141 212H143V211H141ZM144 212H143V213H144ZM161 212H162V211H161ZM163 212H166V211H163ZM168 212H169V211H168ZM170 212H169V213H170ZM172 212H173V211H172ZM175 212H177V211H175ZM184 212H185V211H184ZM188 212H189V211H188ZM188 212H187V213H188ZM208 212H209V211H208ZM215 212H216V211H215ZM254 212H255V211L253 210V214H254ZM40 213H42V212H40ZM97 213H98V212H97ZM147 213H148V212H147ZM156 213H157V212H156ZM194 213H195V212H194ZM212 213H213V212H212ZM212 213H211V214H212ZM18 214H19V213H18ZM21 214H22V213H21ZM152 214H153V213H152ZM152 214H151V215H152ZM181 214H183V213H181ZM223 214H224V213H223ZM258 214H259V211H258ZM1 215L4 216V214H1ZM15 215H16V214H15ZM73 215H74V214H73ZM83 215H84V214H83ZM93 215H94V214H93ZM97 215H98V214H97ZM133 215H134V213H133ZM135 215H136V214H135ZM160 215H161V214H160ZM166 215H167V214H166ZM175 215H177V214L175 213ZM249 215H250V214H249ZM254 215H255V214H254ZM21 216H22V215H21ZM69 216H70V215H69ZM87 216H88V214H87ZM152 216H153V215H152ZM154 216H156V214H154ZM157 216H158V215H157ZM161 216L164 217V214L161 215ZM171 216H173V215H171ZM197 216H198V215H197ZM201 216H203V215H201ZM255 216H256V215H255ZM259 216H260V215H259ZM263 216H264V215H263ZM53 217H54V216H53ZM71 217H72V216H71ZM92 217H93V216H92ZM94 217H95V216H94ZM102 217H103V216H102ZM144 217H145V216H144ZM158 217H159V216H158ZM167 217H169V215H168ZM174 217H175V216H173V218H174ZM257 217H258V216H257ZM261 217H262V216H261ZM261 217H260V218H261ZM1 218H2V217H1ZM1 218H0V219H1ZM12 218H13V217H12ZM95 218H96V217H95ZM103 218H104V217H103ZM113 218H114V217H113ZM164 218H165V217H164ZM164 218H163V219H164ZM170 218H171V217H169V219H170ZM173 218H172V220H173ZM202 218H203V217H202ZM258 218H259V217H258ZM263 218H264V217H263ZM64 219H65V218H63V220H62V219H61V220L64 221ZM67 219H68V218H67ZM147 219H148V218H147ZM157 219H158V218H157ZM166 219H167V218H166ZM183 219H184V218H183ZM261 219H262V218H261ZM261 219H260V220H261ZM4 220H5V219H4ZM104 220H105V219H104ZM109 220H110V219H109ZM122 220H124V218H123ZM122 220H121V221H122ZM126 220H127V219H126ZM151 220H152V218H151ZM151 220H149V221H151ZM154 220H156V219L154 218ZM253 220H256V218L253 219ZM40 221H41V220H40ZM66 221H67V220H66ZM105 221H106V220H105ZM121 221H120V222H121ZM127 221H128V220H127ZM256 221H257V220H256ZM262 221H264V219H262ZM2 222H3V220H2ZM46 222H47V221H46ZM58 222H59V221H58ZM72 222H73V221H72ZM143 222H144V221H143ZM152 222H153V220H152ZM157 222H158V221H157ZM157 222H156V223H157ZM162 222H163V221H162ZM166 222H168V221L166 220ZM258 222H259V220H258ZM32 223H33V222H32ZM38 223H39V222H38ZM65 223H67V222H65ZM69 223H70V222H69ZM73 223H74V222H73ZM128 223H129V222H128ZM144 223H145V222H144ZM153 223H154V222H153ZM159 223H160V222H159ZM259 223H261V222H259ZM263 223H264V222H263ZM0 224H1L2 226H4L3 223H1V221H0ZM67 224H68V223H67ZM111 224H113V222H112ZM126 224H127V223H126ZM129 224H130V223H129ZM148 224H149V223H148ZM163 224H164V223H163ZM165 224H166V223H165ZM255 224H257V223L255 222ZM13 225H14V224H13ZM15 225H16V224H15ZM35 225H36V224H35ZM35 225H34V227H35ZM64 225H66V224H64ZM80 225H81V224H80ZM159 225H160V224H159ZM167 225H168V224H167ZM259 225H260V224H259ZM261 225H262V224H261ZM41 226H42V225H41ZM52 226H54V225H52ZM66 226H68V227L70 228L69 225H66ZM90 226H91V225H90ZM129 226H130V225H129ZM145 226H146V225H145ZM149 226H150V225H149ZM8 227H9V226H8ZM31 227H32V226H31ZM60 227H61V226H60ZM126 227H127V226H126ZM130 227H131V226H130ZM228 227H229V226H228ZM233 227H234V226H233ZM238 227H239V226H238ZM240 227H241V226H240ZM23 228H24V227H23ZM75 228H76V227H75ZM80 228H81V227H80ZM85 228H86V227H85ZM95 228H96V227H95ZM106 228H107V227H106ZM118 228H119V227H118ZM147 228H149V227H147ZM150 228H153V230H154V226H153V227H150ZM150 228H149V230H150ZM225 228H226V227H225ZM244 228H245V227H244ZM246 228H247V227H246ZM253 228H254V227H253ZM258 228H259V226H258ZM258 228L255 229V230H258ZM10 229H11V228H10ZM60 229H63V228H60ZM76 229H77V228H76ZM86 229H87V228H86ZM89 229H90V228H89ZM111 229H112V228H111ZM145 229H146V228H145ZM227 229H228V228H227ZM229 229H230V228H229ZM234 229H235V228H234ZM238 229H239V228H238ZM238 229H237V230H238ZM2 230L4 231L5 228L2 229ZM2 230H1V232H2ZM245 230H246V229H245ZM126 231H127V230H126ZM247 231H248V230H247ZM247 231H246V232H247ZM30 232H31V231H30ZM72 232H73V231H72ZM110 232H111V231H109V233H110ZM131 232H132V230H131ZM151 232H152V231H151ZM218 232H219V231H218ZM218 232H217V234H216V232H215L214 234H215V236L217 235V236L219 237L220 235H219ZM241 232H244V231H241ZM246 232H245V234H246ZM253 232H255V231H253ZM2 233H3V232H2ZM34 233H35V232H34ZM88 233H90V232H88ZM102 233H103V232H102ZM152 233H153V232H152ZM152 233H151V234H152ZM220 233H221V232H220ZM230 233H231V232H230ZM236 233H237V232L235 231V235H236V236L238 235V237H239V233H238V234H236ZM36 234H37V233H36ZM57 234H58V233H57ZM72 234H73V233H72ZM74 234H75V233H74ZM118 234H119V233H118ZM128 234H129V232H128ZM131 234H132V233H130V235H131ZM135 234H136V232H135ZM142 234H143V233H142ZM149 234H150V232H149ZM231 234H232V233H231ZM240 234H241V233H240ZM7 235H8V233H7ZM32 235H33V234H32ZM34 235H35V234H34ZM60 235H61V234H60ZM119 235H120V234H119ZM248 235H249V233H248ZM0 236H1V235H0ZM121 236H122V235H121ZM124 236H125V234H124ZM128 236H129V235H128ZM131 236H132V235H131ZM133 236H134V235H133ZM136 236H138V235L136 234ZM145 236H146V235H145ZM145 236H144V237H145ZM215 236H214V237H215ZM232 236H234V235L232 234ZM236 236H235V237H236ZM35 237H36V235H35ZM58 237H60V236H58ZM63 237H64V236H63ZM112 237H113V236H112ZM140 237H141V236H140ZM140 237H139V238H140ZM150 237H151V236H150ZM224 237H225V236H224ZM224 237H223V238H224ZM226 237H227V236H226ZM235 237H234V238H235ZM243 237H244V236H243ZM245 237H247V236H245ZM0 238H1V237H0ZM53 238H54V237H53ZM53 238H52V239H53ZM132 238H133V237H132ZM141 238H142V237H141ZM141 238H140V239H141ZM158 238H159V237H157L156 239L158 240ZM211 238H213V237H211ZM223 238H222V239H223ZM28 239H29V238H28ZM31 239H32V238H31ZM149 239H150V238H149ZM156 239H155V240H156ZM213 239H214V238H213ZM225 239H226V238H225ZM229 239H230V238H229ZM235 239H236V238H235ZM247 239H248V238H247ZM14 240H15V239H14ZM40 240H41V239H40ZM49 240L52 241L51 238H50ZM96 240H97V239H96ZM103 240H104V239H103ZM142 240H143V239H142ZM145 240H146V239H145ZM155 240H154V241H155ZM157 240H156V241H157ZM215 240L218 241V238H217V239L215 238ZM226 240H228V239H226ZM28 241H30V240H28ZM53 241H55V240L53 239ZM61 241H62V240H61ZM149 241H151V240H149ZM154 241H153V242H154ZM236 241H237V240H236ZM249 241H250V239H249ZM21 242H22V241H21ZM39 242H41V241H39ZM69 242H70V241H69ZM71 242H72V241H71ZM71 242H70V243H71ZM89 242H90V241H89ZM89 242H88V243H89ZM91 242H92V240H91ZM96 242H97V241H96ZM141 242H142V241H141ZM151 242H152V241H151ZM159 242H161V241H159ZM209 242H210V241H209ZM225 242H226V241H225ZM238 242H239V241H238ZM244 242H245V240H244ZM14 243H15V242H14ZM16 243H17V241H16ZM50 243H51V242H49V244H50ZM53 243H54V242H53ZM67 243H68V242H67ZM102 243H104V242H102ZM137 243H139V242H137ZM156 243H157V242H156ZM207 243H208V242H207ZM229 243H230V242H229ZM229 243H228V244H229ZM242 243H243V242H242ZM26 244H27V243H26ZM54 244H56V243H54ZM54 244H52V247L54 246ZM99 244H100V243H99ZM127 244H128V243H127ZM139 244H140V246H142L141 243H139ZM142 244H143V243H142ZM150 244H151V243H150ZM154 244H155V243H154ZM161 244H163L164 246H166L163 242H161ZM161 244H160V245H161ZM228 244H226V246H228ZM233 244H234V243H233ZM7 245H8V244H7ZM12 245H13V244H12ZM22 245H23V244H22ZM50 245H51V244H50ZM57 245H58V244H57ZM61 245H62V244H61ZM137 245H138V244H137ZM146 245H147V243H146ZM244 245H245V244L243 243L242 246H244ZM8 246H9V245H8ZM10 246H11V245H10ZM55 246H56V245H55ZM63 246H64V245H63ZM71 246H72V245H71ZM86 246H87V245H86ZM86 246H85V247H86ZM90 246H91V245H90ZM92 246H93V245H92ZM140 246H139L138 248H140ZM164 246H163V247H164ZM211 246H212V245H211ZM211 246H210V248H211ZM226 246H224V247L226 248ZM242 246H241V247H242ZM45 247H47V245H46ZM49 247H50V246H49ZM67 247L70 248V250L72 249V247H70V245L67 246ZM97 247H98V245H97ZM147 247H148V246H147ZM149 247H150V246H149ZM158 247H159V246H158ZM158 247H157V248H158ZM173 247H174V246H173ZM184 247H185V246H184ZM208 247H209V246H208ZM213 247H214V246H213ZM218 247H219V246H218ZM4 248H5V250H6V248L8 249L7 246L4 247ZM131 248H132V247H131ZM134 248H135V247H134ZM150 248H151V247H150ZM152 248H153V247H152ZM175 248H176V246H175ZM175 248H174V249H175ZM219 248H220V247H219ZM227 248H228V247H227ZM227 248H226V249H227ZM242 248H243V247H242ZM242 248H241V249H242ZM16 249H17V248H16ZM23 249H24V248H23ZM36 249H37V248H36ZM87 249H88V248H87ZM155 249H156V248H155ZM155 249L153 248V250H155ZM256 249H257V248H256ZM263 249H264V248H263ZM8 250H9V249H8ZM70 250H69V249H68V251L66 250V253H68ZM81 250H82V249H81ZM96 250H98V248H97ZM135 250H136V249H135ZM145 250H147V249H145ZM160 250H162V248H161ZM160 250H158V251H160ZM168 250H169V249H168ZM189 250H190V249H189ZM35 251H36V250H35ZM38 251H39V250H38ZM44 251H45V250H44ZM74 251H75V250H73V252H74ZM140 251H141V250H140ZM240 251H241V250H240ZM27 252H28V251H27ZM86 252H87V250L85 251L84 254H86ZM88 252H89V251H88ZM95 252H96V251H95ZM99 252H100V251H99ZM163 252H164V250H163ZM163 252H162V254H163ZM170 252H171V251H170ZM170 252H169V253H170ZM256 252H257V254H258V251H256ZM260 252L263 253V251H260ZM260 252H259V253H260ZM61 253H62V252H61ZM70 253H71V252H70ZM79 253H80V255L83 254V253L81 254V252H79ZM166 253H167V252H166ZM166 253H165V254H166ZM3 254H4V253H3ZM3 254H2V255H3ZM7 254H8V253H7ZM88 254H89V253H88ZM167 254H168V253H167ZM171 254H172V253H171ZM171 254H168V255L170 256ZM4 255H5V254H4ZM18 255H19V254H18ZM26 255H27V254H26ZM77 255H78V254H77ZM77 255H76V257H77ZM80 255H78V257H80ZM56 256H57V255H56ZM87 256H88V255H87ZM87 256H84V257H82L81 259H80V258H79V259L75 258V259H76V261H78V260L81 261V260H83V258L86 259ZM98 256H100V255H98ZM163 256H165V255L163 254ZM29 257H30V256H29ZM252 257H253V256H252ZM252 257H250V258H251L250 262H252L251 264H253V261H254V263H255V260H256V259H255V260H252V259H254V258H252ZM19 258H20V255H19ZM99 258H100V257H99ZM169 258H170V257H169ZM244 258H245V257H244ZM56 259H57V258H56ZM70 259H72V258H70ZM75 259H74L73 261H75ZM95 259H96V258H95ZM109 259H110V258H109ZM245 259H246V258H245ZM248 259H249V258H248ZM258 259H259V256H258ZM57 260H58V259H57ZM89 260H91V259H89ZM93 260H94V259H93ZM93 260H92V261H93ZM101 260H102V259H101ZM105 260H106V259H105ZM34 261L36 262V260H34ZM98 261H99V260L95 261V263L98 264ZM185 261H187V260H184V262H185ZM243 261H244V260H243ZM248 261H249V260H248ZM259 261H260V260H259ZM262 261H263V260H262ZM0 262H1V261H0ZM22 262H23V261H22ZM29 262H30V261H29ZM39 262L41 263V262H44V261H43V259H42V260L39 261ZM46 262H47V261H46ZM55 262H56V261H55ZM90 262H91V261H90ZM99 262H100V261H99ZM109 262H110L109 260L106 261V263H109ZM111 262H112V261H111ZM111 262H110V263H111ZM257 262H258V261H257ZM6 263H7V262H6ZM47 263H48V262H47ZM47 263H46V264H47ZM72 263H73V262H72ZM91 263H92V262H91ZM101 263H103V262H100V264H101ZM189 263H190V262L188 261V264H189ZM230 263H231V262H230ZM230 263H229V264H230ZM232 263H233V262H232ZM259 263H260V262H259ZM263 263H264V262H263ZM14 264H15V263H14ZM43 264H44V263H43ZM65 264H66V263H65ZM69 264H70V263H69ZM76 264H77V263H76ZM92 264H93V263H92ZM103 264H104V263H103ZM185 264H186V263H185ZM227 264H228V263H227ZM243 264H244V263H243Z\"/></svg>",
    "mask_w": 264,
    "mask_h": 264
}]
</instances>
